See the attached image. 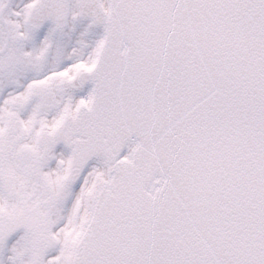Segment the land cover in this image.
I'll use <instances>...</instances> for the list:
<instances>
[{
  "label": "snow or ice",
  "instance_id": "snow-or-ice-1",
  "mask_svg": "<svg viewBox=\"0 0 264 264\" xmlns=\"http://www.w3.org/2000/svg\"><path fill=\"white\" fill-rule=\"evenodd\" d=\"M0 264H264V0H0Z\"/></svg>",
  "mask_w": 264,
  "mask_h": 264
}]
</instances>
